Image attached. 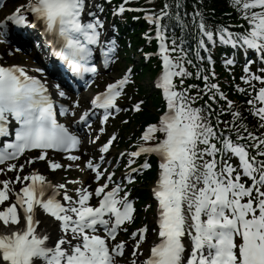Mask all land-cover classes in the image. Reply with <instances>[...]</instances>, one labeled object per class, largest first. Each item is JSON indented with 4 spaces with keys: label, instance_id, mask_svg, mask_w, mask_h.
<instances>
[{
    "label": "snow or ice",
    "instance_id": "obj_1",
    "mask_svg": "<svg viewBox=\"0 0 264 264\" xmlns=\"http://www.w3.org/2000/svg\"><path fill=\"white\" fill-rule=\"evenodd\" d=\"M230 4L247 20L248 27L242 33H233L227 27L213 32L201 16L199 46L206 47L205 37L215 43L218 36L222 44L255 50L264 61V0H230ZM85 7L86 0H26L0 19V32L6 33L10 25L21 29L27 25L40 27L52 55L73 73L80 77L84 73L95 74L97 67L92 62L95 46H101L107 67L114 59L115 41H110L107 48L102 45L103 21L99 17L85 20ZM115 11L124 12V5ZM167 15L163 9L159 16L146 13V18L157 25L156 37L160 40L162 71L156 86L162 92L163 110L156 122L146 125L135 150L119 154L128 157L129 172L125 178L129 182L136 179L133 173L151 167L145 159L142 165L132 168L133 158L142 154L145 157L155 154L159 158L152 189L157 205L156 227L152 229L155 237L145 251L142 245L147 239L148 225L131 233L136 238L131 264H264V159H258L264 157V133L258 137L242 123L247 131L245 137L234 123L241 118V113L236 111L232 113L231 126L223 122L225 128L236 131L233 140L230 132L219 128V119L215 125L211 123L210 111L206 113L204 106H194L199 93L190 95L188 88L181 87L183 77L192 73L181 59L170 55L176 51L175 40L169 48L162 32L160 21ZM208 60L211 61V56ZM35 71L44 72V69ZM244 71L249 72L247 65ZM131 74L129 68L122 77L108 83L91 98V107L75 118L76 108L80 107L78 99L73 101L74 107L63 103L57 107L46 80L31 75L22 64H0V138H3L0 164H6L0 167V173L22 170L38 161L45 162L52 170L63 169L65 165L53 159L50 152L64 153L71 161L80 160L81 156L73 154V150L82 147L81 135L74 126L90 127L97 109L103 110L101 124L121 112L117 100L125 94ZM241 79L251 88L256 87L253 81L262 85L247 103L251 114L260 121L259 126L264 128V75L251 74ZM203 80V90L215 89L229 106L224 110H230L233 101L228 100L219 85L210 83L207 75ZM54 88L59 97L67 96L59 84ZM216 93L210 98L215 100ZM143 105L144 101L140 100L131 108L139 112ZM69 115L74 118L71 123L59 119L67 120ZM99 132L104 133L105 128L100 127ZM116 138L113 133L99 146V151L107 153ZM245 139L252 143L237 142ZM249 148L256 149V154H251ZM29 151L38 154L28 157L24 164L11 162ZM233 156L239 161L237 165L225 159ZM99 160L102 163L105 157L101 155ZM101 163L93 158L85 161L97 182L94 191L76 180L72 183L80 186L70 194L67 182L53 183L35 168L27 174L17 172L15 180H0V205L14 196V200L0 209V264H118L117 257L124 255L126 242H116L117 234L126 230L123 227L126 223L134 221L136 210L122 183L113 182V173L101 171ZM73 166L79 168V164L67 167ZM104 176L105 182L99 183ZM15 183L21 185L18 190L12 187ZM93 196L98 198L96 205L91 203ZM41 213L50 218L51 228L40 218ZM186 248H190V255L186 256Z\"/></svg>",
    "mask_w": 264,
    "mask_h": 264
},
{
    "label": "trees",
    "instance_id": "obj_2",
    "mask_svg": "<svg viewBox=\"0 0 264 264\" xmlns=\"http://www.w3.org/2000/svg\"><path fill=\"white\" fill-rule=\"evenodd\" d=\"M178 4H182L183 0H176ZM230 0H202L198 5L204 9L209 10L210 14H214L216 17H220L228 10Z\"/></svg>",
    "mask_w": 264,
    "mask_h": 264
},
{
    "label": "bare ground",
    "instance_id": "obj_3",
    "mask_svg": "<svg viewBox=\"0 0 264 264\" xmlns=\"http://www.w3.org/2000/svg\"><path fill=\"white\" fill-rule=\"evenodd\" d=\"M41 219L47 221L49 223L50 228H51V220H48L47 218H41ZM52 231H53V236H56L54 228L52 229Z\"/></svg>",
    "mask_w": 264,
    "mask_h": 264
}]
</instances>
